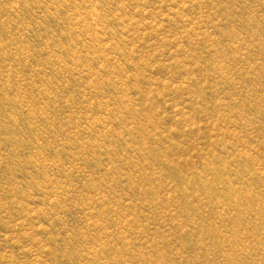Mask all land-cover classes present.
Listing matches in <instances>:
<instances>
[{"label": "rangeland", "instance_id": "rangeland-1", "mask_svg": "<svg viewBox=\"0 0 264 264\" xmlns=\"http://www.w3.org/2000/svg\"><path fill=\"white\" fill-rule=\"evenodd\" d=\"M0 264H264V0H0Z\"/></svg>", "mask_w": 264, "mask_h": 264}]
</instances>
